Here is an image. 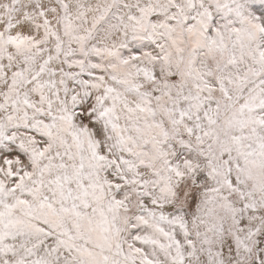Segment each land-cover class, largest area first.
I'll return each mask as SVG.
<instances>
[{"label": "snow or ice", "instance_id": "snow-or-ice-1", "mask_svg": "<svg viewBox=\"0 0 264 264\" xmlns=\"http://www.w3.org/2000/svg\"><path fill=\"white\" fill-rule=\"evenodd\" d=\"M0 264H264V0H0Z\"/></svg>", "mask_w": 264, "mask_h": 264}]
</instances>
